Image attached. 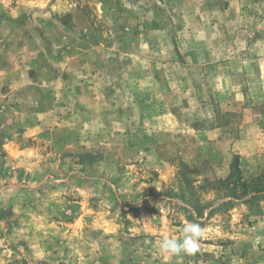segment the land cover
<instances>
[{"label":"rangeland","instance_id":"rangeland-1","mask_svg":"<svg viewBox=\"0 0 264 264\" xmlns=\"http://www.w3.org/2000/svg\"><path fill=\"white\" fill-rule=\"evenodd\" d=\"M260 175L264 0H0V264H264Z\"/></svg>","mask_w":264,"mask_h":264},{"label":"clouds","instance_id":"clouds-1","mask_svg":"<svg viewBox=\"0 0 264 264\" xmlns=\"http://www.w3.org/2000/svg\"><path fill=\"white\" fill-rule=\"evenodd\" d=\"M203 229L199 224L189 222L184 225L180 239L164 238L161 249L174 255L180 253L194 254L199 250V241L203 237Z\"/></svg>","mask_w":264,"mask_h":264},{"label":"trees","instance_id":"trees-1","mask_svg":"<svg viewBox=\"0 0 264 264\" xmlns=\"http://www.w3.org/2000/svg\"><path fill=\"white\" fill-rule=\"evenodd\" d=\"M239 180H241L240 177H238ZM244 187L248 188V194H251L253 198L255 196L261 195L264 193V175H260L250 182H242Z\"/></svg>","mask_w":264,"mask_h":264}]
</instances>
